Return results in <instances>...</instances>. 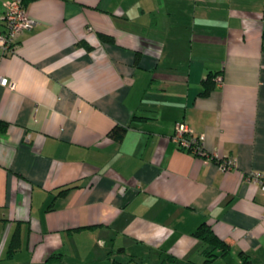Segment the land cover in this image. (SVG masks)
I'll list each match as a JSON object with an SVG mask.
<instances>
[{
  "label": "crops",
  "instance_id": "crops-1",
  "mask_svg": "<svg viewBox=\"0 0 264 264\" xmlns=\"http://www.w3.org/2000/svg\"><path fill=\"white\" fill-rule=\"evenodd\" d=\"M26 8L35 24L0 56V264L201 262L202 222L230 244L212 264H264L246 178L264 173V0ZM177 122L234 166L178 148Z\"/></svg>",
  "mask_w": 264,
  "mask_h": 264
},
{
  "label": "built area",
  "instance_id": "built-area-1",
  "mask_svg": "<svg viewBox=\"0 0 264 264\" xmlns=\"http://www.w3.org/2000/svg\"><path fill=\"white\" fill-rule=\"evenodd\" d=\"M35 24L27 12L23 0H0V56L14 53L16 49V36L23 30ZM220 82L221 79L218 78ZM0 83L6 84L7 79L0 75ZM172 141L180 149L187 150L204 158L213 157L221 170H228L234 166L231 157H218L215 154H207L201 142V138L195 136L184 122H177L171 136ZM256 183L264 193V173L254 172L246 177Z\"/></svg>",
  "mask_w": 264,
  "mask_h": 264
},
{
  "label": "trees",
  "instance_id": "trees-1",
  "mask_svg": "<svg viewBox=\"0 0 264 264\" xmlns=\"http://www.w3.org/2000/svg\"><path fill=\"white\" fill-rule=\"evenodd\" d=\"M24 4L26 5L27 0H23ZM102 40L105 41H112V38L110 36H107L105 34L99 35ZM83 44H85L83 42ZM216 73H208L205 78L201 82V90L199 91V94L201 95H207L210 90L214 86V80L213 77H215ZM126 131V126L123 125H114L108 132V135L116 140H120L124 132ZM71 186H66L63 189L58 190V193H61ZM192 235L195 237L203 240L206 245L209 246V249H204L203 254L204 258L201 262H193V261H184L182 259H178L175 257L168 258V264H212V260L214 256L216 255H222L229 251L230 244L225 239H222L218 237L211 227L206 224V222L200 223L196 229L192 232ZM211 247V248H210Z\"/></svg>",
  "mask_w": 264,
  "mask_h": 264
}]
</instances>
